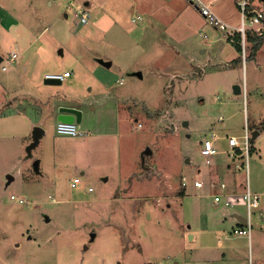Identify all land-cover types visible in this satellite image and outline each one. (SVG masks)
<instances>
[{"label":"rangeland","instance_id":"374dc122","mask_svg":"<svg viewBox=\"0 0 264 264\" xmlns=\"http://www.w3.org/2000/svg\"><path fill=\"white\" fill-rule=\"evenodd\" d=\"M221 1L212 9L239 24ZM247 3L264 14V0ZM237 41L191 0H0V264H264V43L249 59L246 41L244 61ZM66 105L83 109L79 137L56 133ZM245 129L259 132L249 239L233 232L241 201L213 199L221 182L246 189L227 144Z\"/></svg>","mask_w":264,"mask_h":264},{"label":"built area","instance_id":"2783aa9c","mask_svg":"<svg viewBox=\"0 0 264 264\" xmlns=\"http://www.w3.org/2000/svg\"><path fill=\"white\" fill-rule=\"evenodd\" d=\"M196 8L198 9L200 15L206 20V22L212 26L214 29L220 32L227 33L228 41L232 44L235 43L236 36L239 39L240 49H242V58L244 59V52H245V43H246V33L248 29L254 31L257 35H260L264 31V14L260 11L250 13L246 15L248 11V3L247 0H241L238 2L237 6L240 11V24L238 27H231L223 20H221L215 12L212 10V4L207 3L204 0H191ZM79 21L81 24H87L88 22V15L85 12H81L79 15ZM17 58V54L12 52L11 56L9 57L10 62H14ZM3 61V60H2ZM2 63V62H1ZM3 71L6 70V66H1ZM70 72H64L62 74H47L45 76L46 80L50 81H58L61 82L65 78L70 76ZM56 133L62 136H69V137H78L81 132L78 129V126L75 123H68V122H59L56 124ZM250 136L249 133L246 131L241 136L240 139L236 137H228L227 144L230 148L228 151V157L233 162L243 158V163H236L237 170H244L245 177H246V189L242 192L239 197L237 195L229 194L226 190L225 183L221 182L219 184V188L221 191H225L223 195L220 193L214 195V202L219 203L223 201L224 207H232L235 201H241V203L245 206L246 215L242 217L245 220V223L242 224L238 221L242 227L235 229L233 232L235 235L245 236L247 239L250 238V231H251V217L253 210L259 208V199L257 194L251 193L249 190L248 185V175H249V148H250ZM214 134H211V138L205 139L202 144V151L205 156H212L217 153L213 145ZM75 184L73 183L72 186ZM182 185L185 188L186 182L182 180ZM193 186L195 188H202L203 182L202 181H194ZM13 199L14 196H11Z\"/></svg>","mask_w":264,"mask_h":264},{"label":"water","instance_id":"95a60500","mask_svg":"<svg viewBox=\"0 0 264 264\" xmlns=\"http://www.w3.org/2000/svg\"><path fill=\"white\" fill-rule=\"evenodd\" d=\"M2 62V58L0 56V63ZM110 64L108 63L107 66H109ZM136 76H138L139 78H141V73H135ZM232 90L234 91L235 94H238L240 93V86L239 85H234L232 87ZM64 111V113L66 114L65 116H63V120L65 122H72V123H75L76 125H78L81 121V112L79 110H76V109H72V108H63L62 109ZM44 131L41 127L39 126H35L34 129H33V135H32V143L29 145L28 147V151L30 149H32L33 147H35L39 141V139L42 137ZM259 135V132L258 131H254L252 134H251V141H253L254 139H256V137H258ZM150 151L148 149H146L145 152L142 153V161L144 160L145 156H148L150 155ZM34 168H35V171L38 170V161H35L34 162ZM11 180V178H10ZM239 221H241L240 223L244 224L245 223V220L241 217H239ZM95 235H92L91 236V241L94 239ZM189 240H191V235H189Z\"/></svg>","mask_w":264,"mask_h":264},{"label":"crops","instance_id":"0c3cea01","mask_svg":"<svg viewBox=\"0 0 264 264\" xmlns=\"http://www.w3.org/2000/svg\"><path fill=\"white\" fill-rule=\"evenodd\" d=\"M208 2L207 3H211L212 4V6L214 5L215 6V4L217 3V2H219V1H221V0H207ZM240 0H230V4L233 6V5H236V7H237V4H238V2H239ZM223 2H224V0H223ZM222 1H221V3H223ZM215 3V4H214ZM251 6H249V10H251V11H253L251 8H250ZM213 10V9H212ZM215 10V9H214ZM213 10V11H214ZM215 12V14L221 19V20H223L225 23H227L228 25H230L231 27H238L239 26V24H240V17H239V24H234V23H231L230 21H228L227 19H225V18H223L222 16H220V14L215 10L214 11ZM217 31V30H216ZM263 43H264V40H263ZM263 43H262V45H263ZM262 45H261V47H262ZM261 47L259 48V50L261 49ZM258 50V51H259ZM257 51V52H258ZM12 52H14V50H12ZM201 53H206V49L205 50H203ZM17 58H18V55H17ZM16 58V59H17ZM15 59V60H16ZM254 59V58H253ZM224 66H227V67H230V66H232L233 68L235 67L234 66V64L232 63V65H230V64H225ZM68 70H65V71H63L62 73H64V72H67ZM70 76H71V74H70ZM70 76H69V78H70ZM68 78V77H67ZM47 83H60V82H58V81H50V80H45ZM234 85H232V87H233ZM63 108H72V109H76V110H79L80 112H81V118L83 117V114H84V112H83V109L81 108V107H79V106H76V105H66V106H63L62 108H61V110L59 111V112H57V114H54V112H53V115L57 118V122L56 123H59V122H65L64 120H63V116H65L66 114L64 113V111L62 110ZM70 123V122H69ZM33 124H35V125H39L40 124V122H33ZM82 124V122L80 121V123L78 124V126L79 125H81ZM78 129H79V127H78ZM44 131V130H43ZM80 131V130H79ZM81 132V131H80ZM81 135H83V133L81 132V134L79 135V136H81ZM78 136V137H79ZM229 137H233V136H229ZM81 174H83V173H81ZM215 179V178H214ZM231 191H233V190H231ZM232 217L238 222L240 219H239V217H241V216H239L238 214H232ZM242 218V217H241ZM239 222H241V221H239ZM196 239V235L195 234H192L191 235V240L192 241H194Z\"/></svg>","mask_w":264,"mask_h":264},{"label":"trees","instance_id":"16d2710c","mask_svg":"<svg viewBox=\"0 0 264 264\" xmlns=\"http://www.w3.org/2000/svg\"><path fill=\"white\" fill-rule=\"evenodd\" d=\"M238 37L236 36L235 38V43H237ZM264 40V31L260 34L257 35L254 31L249 30L246 33V41L248 43H250V55H249V59H253L255 57L256 52L259 50V48L261 47L262 43ZM249 142L251 143V139L249 140Z\"/></svg>","mask_w":264,"mask_h":264}]
</instances>
